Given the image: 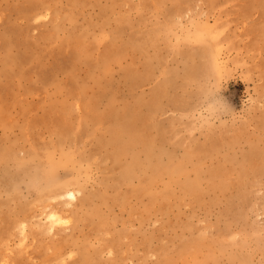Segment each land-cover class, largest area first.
Here are the masks:
<instances>
[{
    "label": "rangeland",
    "instance_id": "374dc122",
    "mask_svg": "<svg viewBox=\"0 0 264 264\" xmlns=\"http://www.w3.org/2000/svg\"><path fill=\"white\" fill-rule=\"evenodd\" d=\"M0 264H264V0H0Z\"/></svg>",
    "mask_w": 264,
    "mask_h": 264
},
{
    "label": "bare ground",
    "instance_id": "6f19581e",
    "mask_svg": "<svg viewBox=\"0 0 264 264\" xmlns=\"http://www.w3.org/2000/svg\"><path fill=\"white\" fill-rule=\"evenodd\" d=\"M127 178V175L126 174H121L120 175V179L121 180H125ZM61 192V191H60ZM60 194V193H59ZM61 194L62 195H65L66 197H68V198H73L74 197V192L73 191H71V190H65V191H62L61 192ZM64 196V197H65ZM52 211V210H51ZM41 219V218H40ZM46 219H47V225L46 226H48V228H52L53 226H54V224H56V223H58V222H60L61 221V218H60V215L58 216L57 214H56V212L55 211H52V212H50L47 216H46ZM46 221V220H45ZM42 223V222H41ZM24 224V223H23ZM44 224V223H43ZM44 226V225H43ZM20 228V227H19ZM19 228H18V230H19ZM23 228H24V226H23ZM46 229V228H45ZM21 232H22V230H20ZM19 231V232H20ZM24 231V230H23ZM22 234H23V232H22ZM22 236V235H21ZM25 236V235H24Z\"/></svg>",
    "mask_w": 264,
    "mask_h": 264
}]
</instances>
